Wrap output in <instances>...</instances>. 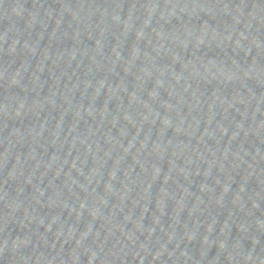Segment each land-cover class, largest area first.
<instances>
[{"label":"water","instance_id":"95a60500","mask_svg":"<svg viewBox=\"0 0 264 264\" xmlns=\"http://www.w3.org/2000/svg\"><path fill=\"white\" fill-rule=\"evenodd\" d=\"M0 264H264V0H0Z\"/></svg>","mask_w":264,"mask_h":264}]
</instances>
